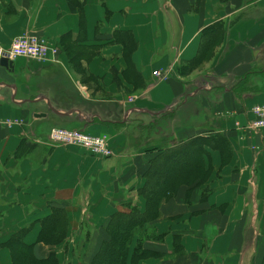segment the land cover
<instances>
[{
	"label": "crops",
	"instance_id": "obj_1",
	"mask_svg": "<svg viewBox=\"0 0 264 264\" xmlns=\"http://www.w3.org/2000/svg\"><path fill=\"white\" fill-rule=\"evenodd\" d=\"M22 33L59 53L0 65V264L19 261L17 231L35 263L90 264L111 214L143 211L147 175L165 161L169 177L186 143L198 164L129 255L141 238L137 264H264V127L246 129L264 102V0H0V49ZM52 126L104 134L112 154L52 144Z\"/></svg>",
	"mask_w": 264,
	"mask_h": 264
},
{
	"label": "trees",
	"instance_id": "obj_2",
	"mask_svg": "<svg viewBox=\"0 0 264 264\" xmlns=\"http://www.w3.org/2000/svg\"><path fill=\"white\" fill-rule=\"evenodd\" d=\"M199 151L200 148L197 145L190 147L188 143L169 148V177L163 176L165 161H158L160 164L158 176L154 175L155 168L152 164L154 174L147 175V184L141 189V194L146 197L145 209L140 211L136 207H131L128 211H117L111 214L106 226L109 237L102 241L90 264H137L139 259L151 253L149 249L143 248L144 240L137 238L129 255L132 235L144 222L151 221L157 215L161 197L170 194L171 188L189 177L188 173L195 169L192 167L198 164ZM167 185H169V193L164 190ZM45 221L47 226H52L57 218L50 217ZM4 244L14 247V257L19 261L25 263L26 258L30 257L22 240L21 231L13 233ZM19 261L17 264H21ZM27 262L26 264H54L51 257L40 259L37 263L30 257Z\"/></svg>",
	"mask_w": 264,
	"mask_h": 264
},
{
	"label": "built area",
	"instance_id": "obj_3",
	"mask_svg": "<svg viewBox=\"0 0 264 264\" xmlns=\"http://www.w3.org/2000/svg\"><path fill=\"white\" fill-rule=\"evenodd\" d=\"M59 53L58 47L47 39L31 33H22L14 37L6 49H0V56L8 60L16 57L34 58L37 60L55 59ZM153 74L160 75L157 71ZM254 118L246 126L247 130L255 131L264 127V102L251 107ZM18 121L5 119V125H12ZM48 139L52 144L75 145L88 150L90 153L108 156L112 150L108 144L106 135H93L81 130L67 127L52 126L48 130Z\"/></svg>",
	"mask_w": 264,
	"mask_h": 264
},
{
	"label": "water",
	"instance_id": "obj_4",
	"mask_svg": "<svg viewBox=\"0 0 264 264\" xmlns=\"http://www.w3.org/2000/svg\"><path fill=\"white\" fill-rule=\"evenodd\" d=\"M11 60H8L5 56H0V65L8 68L11 67Z\"/></svg>",
	"mask_w": 264,
	"mask_h": 264
},
{
	"label": "rangeland",
	"instance_id": "obj_5",
	"mask_svg": "<svg viewBox=\"0 0 264 264\" xmlns=\"http://www.w3.org/2000/svg\"><path fill=\"white\" fill-rule=\"evenodd\" d=\"M163 176H165V175H163Z\"/></svg>",
	"mask_w": 264,
	"mask_h": 264
}]
</instances>
